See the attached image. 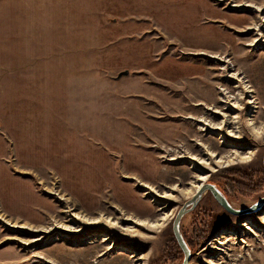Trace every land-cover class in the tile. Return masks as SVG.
<instances>
[{"label":"rangeland","instance_id":"1","mask_svg":"<svg viewBox=\"0 0 264 264\" xmlns=\"http://www.w3.org/2000/svg\"><path fill=\"white\" fill-rule=\"evenodd\" d=\"M213 1L248 19L243 28L218 22L234 46L211 56L183 46L147 17L104 13L102 1L0 0V152L4 146L2 160L51 206L31 222L10 214L0 199V248L13 246L23 264H181L185 254L173 223L200 175L208 173L205 183L239 210L264 196V129L253 128L264 127V0ZM128 20L149 22L151 31L136 37L148 39L158 60L177 64L174 79L142 77L157 83L161 98L133 92L139 85L130 79L114 81L124 70L101 67L118 60L113 51L129 42L113 24ZM81 60L88 77H78L85 74L76 72ZM174 100L180 105H169ZM145 117L152 122L145 124ZM115 121L128 131L119 129L120 148L104 138ZM66 148L79 158L87 151L94 162L105 157V169L76 166L71 171L81 183L67 186ZM210 150L220 157L253 155L211 171L198 162L208 161ZM95 174L102 177L98 183ZM85 179L97 183L98 198L80 193ZM82 215L99 220L88 223ZM163 215L164 224L154 229L136 220ZM263 216L264 206L235 216L206 190L181 219L189 264H264ZM248 222L250 228L242 226Z\"/></svg>","mask_w":264,"mask_h":264},{"label":"crops","instance_id":"2","mask_svg":"<svg viewBox=\"0 0 264 264\" xmlns=\"http://www.w3.org/2000/svg\"><path fill=\"white\" fill-rule=\"evenodd\" d=\"M99 2L105 3L104 13L113 14L122 13L124 15H140L144 18H149L153 20L155 24L160 26V28L168 31L170 35L175 37L178 42L183 44L187 48H195L199 52L206 53L209 52L216 54L217 48H229L233 47L234 42L233 38L229 36L226 30L218 25V22H223L229 26L236 28H243L247 25V16L243 13H237L228 11L225 8L219 6L213 0H98ZM115 21V20H114ZM114 26L120 30V35L129 37V42L126 46L113 51V57H118V60H114L112 65H103L101 67L104 70H124L128 71L127 75H118L113 77L114 81L122 82L129 81L131 83L136 82L138 88L132 90L138 94H152V96H158L161 98L160 87L156 86L155 81L149 82L144 81L143 78H155L158 80L161 78L174 79L176 78L175 67L177 64L174 61H163L158 60L152 50V45H150L148 39H139L136 36H143L150 29V23L143 20L141 22L132 23L131 20L124 22H114ZM222 26V25H221ZM141 34V35H140ZM134 39L131 38V36ZM115 41V40H113ZM121 43H124L122 40H117ZM194 50V49H193ZM176 61V60H175ZM188 66L186 68L189 69ZM76 72H85L78 77H88L87 76V62L80 61L76 64ZM196 71V69H194ZM193 70V71H194ZM103 74L100 75L101 78H104L103 71H96V73ZM120 73V72H119ZM179 73V72H178ZM181 74L179 73L178 76ZM188 77L195 76L187 74ZM98 76V75H96ZM63 78L69 79L68 76H62ZM143 77V78H142ZM111 78V77H110ZM180 78V77H179ZM67 83V82H66ZM169 83V82H165ZM169 84H164L167 88ZM169 96L168 93H165ZM124 96V94H119V97ZM129 98V96L125 95ZM136 100V98H135ZM75 103V102H73ZM174 104H169L173 106H179V102L173 101ZM73 108L79 110L77 105H73ZM72 109V108H71ZM81 115V111L78 112L77 116ZM117 120L120 119L117 117ZM153 119H148L145 117V124L151 123ZM120 122V121H119ZM122 124V122H120ZM118 124L117 121L109 127L105 140L106 142H118L117 146L120 148V143H123V140H119V129L121 134L123 131L125 134H128L126 126ZM115 129V127H117ZM113 130L117 133H113ZM163 132H167L163 130ZM111 135V139L109 138ZM126 138V137H125ZM127 139V138H126ZM128 143V141H126ZM127 145L123 146L125 148ZM3 149L0 152V199L4 208L12 215H17L24 220H29L34 222L40 218L39 209H51V206L42 200V197L33 189V183L25 178L17 176L11 170V167L3 161ZM136 149V148H135ZM77 148L74 150L76 151ZM84 152V149H82ZM73 151V152H74ZM136 151V150H134ZM87 151H85V158L83 155L79 158L74 156L69 149L62 151L61 164L66 163L67 168L71 171L76 166H83L84 171H88V167L94 165L96 170L101 172L105 169V157L104 159L96 160L95 162L92 159V156H86ZM100 155V154H99ZM101 156V155H100ZM18 161H22L23 157L19 154ZM107 160V159H106ZM94 163H93V162ZM70 171H63L62 178L66 182L65 184L69 186L71 183H76L79 187L81 183V177L75 173H70ZM114 171V168H113ZM98 178L97 183L102 178L101 176H96ZM70 178V180H69ZM85 179L84 186L80 188V193L83 194L85 198H92L90 196L95 195L98 198V185L90 183ZM105 183V180H104ZM94 203V201H92ZM86 204L88 202L86 201ZM21 253L18 252L13 246H4L0 248V264H23L21 259Z\"/></svg>","mask_w":264,"mask_h":264},{"label":"bare ground","instance_id":"3","mask_svg":"<svg viewBox=\"0 0 264 264\" xmlns=\"http://www.w3.org/2000/svg\"><path fill=\"white\" fill-rule=\"evenodd\" d=\"M248 5H250V4H248ZM197 82V81H196ZM246 86V88L248 89L247 91L248 92H251L252 90L251 89H249V85L248 84H246L245 85ZM254 101L252 100V99H250L249 100V103H253ZM256 107V106H255ZM227 121V120H226ZM230 122V121H229ZM226 123V122H225ZM221 128V125L220 126H216V127H214V129H220ZM253 128H254V131H261V130H263L264 129V127L263 126H261V127H257V125L256 126H254L253 125ZM261 133V132H260ZM263 133H264V131H263ZM224 138V137H223ZM208 153V152H207ZM247 155V156H246ZM252 155H253V153H251V152H249V151H246L245 153H242V152H236V151H234L233 153H231V154H227V155H223V156H221L220 157V155L219 154H216L214 151H209V156H210V158H209V160L208 161H206L205 159H201V158H199L198 159V162L199 163H206L207 165H209V170H211V171H214V170H216V168H218V167H221V166H228V165H232V164H236V163H239V162H241V161H245V160H249L251 157H252ZM208 159V158H207ZM201 177H200V181L201 182H199V183H197L195 186H193V188L190 190L191 191V193H194V191L196 192L198 189H200L202 186H203V184L205 183V181L207 180V176H209V174L208 173H203V175H200ZM197 182V181H196ZM255 190V189H254ZM189 191V192H190ZM160 197H163L164 195H162V194H160L159 195ZM82 218H84V220L85 221H87L88 223H95V222H97L98 220H99V218H89V217H86V216H83L82 215ZM263 218H264V216H263ZM166 219V215H163V216H161L160 217V219H158V220H154V221H152V220H142V219H136L138 222V224H141V225H143V226H146L147 228H149V229H151V228H159L160 226H162L163 224H164V220ZM242 226H245V227H247V228H250V226H251V222H248V223H245V224H243ZM63 227H64V229L63 230H66V231H72V232H79L76 228H73V227H71V226H69V225H63ZM62 227V228H63ZM225 233H224V235L222 236V238H224V237H226L227 235H229V231H224ZM109 239V238H108ZM220 244H222V243H220ZM215 249H220V247L219 246H215ZM217 260V259H216ZM217 262V261H216ZM220 262V261H219Z\"/></svg>","mask_w":264,"mask_h":264},{"label":"water","instance_id":"4","mask_svg":"<svg viewBox=\"0 0 264 264\" xmlns=\"http://www.w3.org/2000/svg\"><path fill=\"white\" fill-rule=\"evenodd\" d=\"M127 74H128V71H125V72H122L120 76L127 75ZM263 163H264V158H263ZM206 190H210L212 194L214 195V197L216 198V200L219 202V204H221L226 209L227 212L235 216H247L249 214L251 215V214L257 213L261 211L264 206V196H263L258 201H256L254 204H252L250 207L246 209H243V210L236 209L230 204L228 199L224 196V194H222V192L216 186L210 183H207V184L204 183L203 186L194 193L193 198L188 200L185 203V205L181 208V210L178 212L174 220V223H173V230H174L175 237L185 254L183 264L190 263L191 251L188 248V245L186 244L184 237L182 236V233L180 232V222H181L182 217L186 213L196 208L199 199L203 196ZM188 205H191V207L187 208Z\"/></svg>","mask_w":264,"mask_h":264},{"label":"flooded vegetation","instance_id":"5","mask_svg":"<svg viewBox=\"0 0 264 264\" xmlns=\"http://www.w3.org/2000/svg\"><path fill=\"white\" fill-rule=\"evenodd\" d=\"M220 191H221V190H220ZM221 192H222V191H221ZM222 194H224V193H222ZM224 196L227 198V196H226L225 194H224ZM227 199H229V198H227ZM228 201L230 202V200H228ZM190 206H191V205H189L188 208H189ZM181 224L183 225V222H182V221H181V223H180V229H181ZM184 240H185L186 244H188V246H189V248H190V250H191L190 243H189V241L187 240V238H185V236H184ZM191 254H192V250H191ZM184 258H185V257L182 258L181 264L183 263Z\"/></svg>","mask_w":264,"mask_h":264}]
</instances>
